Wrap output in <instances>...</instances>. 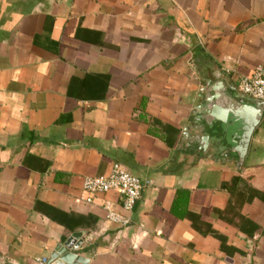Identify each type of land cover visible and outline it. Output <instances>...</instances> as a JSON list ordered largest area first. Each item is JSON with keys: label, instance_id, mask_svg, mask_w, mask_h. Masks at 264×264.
<instances>
[{"label": "crops", "instance_id": "obj_1", "mask_svg": "<svg viewBox=\"0 0 264 264\" xmlns=\"http://www.w3.org/2000/svg\"><path fill=\"white\" fill-rule=\"evenodd\" d=\"M263 65L264 0H0V264H264V106L244 158L192 141ZM116 163L127 227L83 190Z\"/></svg>", "mask_w": 264, "mask_h": 264}, {"label": "water", "instance_id": "obj_2", "mask_svg": "<svg viewBox=\"0 0 264 264\" xmlns=\"http://www.w3.org/2000/svg\"><path fill=\"white\" fill-rule=\"evenodd\" d=\"M209 93L213 99L209 98ZM206 94L204 114L193 126L192 141L199 143L204 152L223 153L227 158H244L264 103L251 99L248 102L242 95H230L222 82L210 84ZM79 235L74 234V237ZM70 249V242L59 247L47 264H81L78 255Z\"/></svg>", "mask_w": 264, "mask_h": 264}, {"label": "built area", "instance_id": "obj_3", "mask_svg": "<svg viewBox=\"0 0 264 264\" xmlns=\"http://www.w3.org/2000/svg\"><path fill=\"white\" fill-rule=\"evenodd\" d=\"M240 92L248 98L264 103V65L258 66L252 76L242 77L239 83ZM146 184L137 176L131 174L120 164H114L108 176L86 177L83 190L86 193L85 201L93 204L95 196L101 193H114L119 196L122 212L111 208L109 202L107 218L111 223L127 227L131 223V213L142 196ZM43 259L42 263H46Z\"/></svg>", "mask_w": 264, "mask_h": 264}]
</instances>
